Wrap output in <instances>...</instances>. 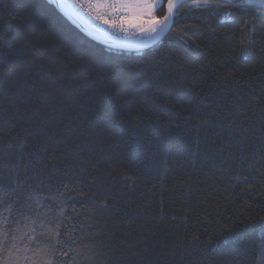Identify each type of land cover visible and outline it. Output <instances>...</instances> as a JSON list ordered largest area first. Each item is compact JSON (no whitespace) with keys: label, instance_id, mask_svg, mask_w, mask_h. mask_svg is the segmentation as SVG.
Masks as SVG:
<instances>
[{"label":"trees","instance_id":"16d2710c","mask_svg":"<svg viewBox=\"0 0 264 264\" xmlns=\"http://www.w3.org/2000/svg\"><path fill=\"white\" fill-rule=\"evenodd\" d=\"M188 4L128 52L0 0V219L44 223L0 264H264V18Z\"/></svg>","mask_w":264,"mask_h":264},{"label":"snow or ice","instance_id":"6c2138e0","mask_svg":"<svg viewBox=\"0 0 264 264\" xmlns=\"http://www.w3.org/2000/svg\"><path fill=\"white\" fill-rule=\"evenodd\" d=\"M52 2V0H50ZM59 3V0H57ZM185 0H168V11L163 17L157 19L153 13L156 10L159 0H89V7L95 8L98 12L101 9H108L111 13H128L127 16H118L116 19H105V14L101 13L96 16L97 19L101 20L105 24L120 25L130 24L133 20H143V24L147 25L144 29L141 25L142 30H146L153 34H160L164 32L174 20V17L178 15L175 11ZM222 4L231 5L242 9H255L256 12L253 15H259L260 18H264V0H190L188 6L195 9H207V8H219ZM63 7V4H60ZM241 56L244 59L248 58L247 48L243 49ZM63 210L61 209V214ZM26 223L21 224L19 221L16 222L14 227H6L12 224V221L8 217L0 219V250L7 248L11 254L13 250L16 253H28L32 251L30 244L35 241L37 233V227H43V221L37 224L35 219L24 217ZM60 225L57 224L55 227H47V233L51 235V239L56 243H62L58 239L60 235L58 229ZM44 235L45 233H39ZM10 245V246H9ZM44 255H47V249L39 250ZM52 251H55L54 245ZM31 259V257H25ZM7 264V261H5ZM35 264V262H34ZM45 264H51V261H45Z\"/></svg>","mask_w":264,"mask_h":264},{"label":"water","instance_id":"95a60500","mask_svg":"<svg viewBox=\"0 0 264 264\" xmlns=\"http://www.w3.org/2000/svg\"><path fill=\"white\" fill-rule=\"evenodd\" d=\"M189 2L190 0H185V2L181 4L179 7L186 5ZM52 3L56 6L59 13L71 25H73L76 29L81 31L88 39L112 50L143 52L145 50L152 48L159 42L165 40L170 35L173 29L174 20L173 23L164 32L158 35L152 33L149 37L139 42H130L127 40L116 39L109 37L101 33L100 31L96 30L95 28H93L91 25H89L87 22L81 19L77 14H75V12H73L69 7H67L62 0H59V3L57 2V0H52ZM60 4H63L64 6L61 7ZM167 5H168V1L166 3V14L168 11ZM177 9L175 11H177Z\"/></svg>","mask_w":264,"mask_h":264},{"label":"built area","instance_id":"2783aa9c","mask_svg":"<svg viewBox=\"0 0 264 264\" xmlns=\"http://www.w3.org/2000/svg\"><path fill=\"white\" fill-rule=\"evenodd\" d=\"M64 3L71 8L79 17L85 20L96 30L101 33L116 39L129 40L132 42L139 41L143 38L142 33L130 24L116 25L105 24L101 20L97 19L98 14H105V19H116L118 16H127L128 13H111L108 9H101L99 12L95 8L89 7V0H63Z\"/></svg>","mask_w":264,"mask_h":264},{"label":"rangeland","instance_id":"374dc122","mask_svg":"<svg viewBox=\"0 0 264 264\" xmlns=\"http://www.w3.org/2000/svg\"><path fill=\"white\" fill-rule=\"evenodd\" d=\"M164 2H165V0H159V3L157 4V7H156V10L154 11V13H153V15L157 18V19H159L158 18V16H157V14H156V12H157V10L164 4ZM147 19V17H144L143 18V20H146ZM143 20H133V27H135L137 30H139L141 33H142V35L144 36V37H149L152 33H150V32H148V31H146V30H142V27H141V25H143V28L144 29H146L147 28V25L146 24H143Z\"/></svg>","mask_w":264,"mask_h":264},{"label":"clouds","instance_id":"9594fccd","mask_svg":"<svg viewBox=\"0 0 264 264\" xmlns=\"http://www.w3.org/2000/svg\"><path fill=\"white\" fill-rule=\"evenodd\" d=\"M168 1V0H167ZM167 3V2H166Z\"/></svg>","mask_w":264,"mask_h":264}]
</instances>
